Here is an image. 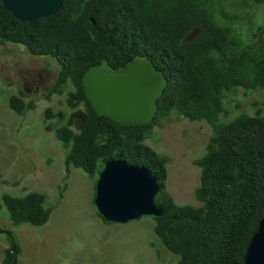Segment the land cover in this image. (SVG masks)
I'll use <instances>...</instances> for the list:
<instances>
[{
    "label": "trees",
    "instance_id": "16d2710c",
    "mask_svg": "<svg viewBox=\"0 0 264 264\" xmlns=\"http://www.w3.org/2000/svg\"><path fill=\"white\" fill-rule=\"evenodd\" d=\"M263 4L64 0L54 15L30 22L15 17L0 0V44H22L33 55L51 56L60 65L46 99L73 86L66 99L72 109L67 117L51 107L45 110L47 120L66 118L64 124L47 126L67 149L66 177L71 167L99 174L115 158L148 167L158 178L155 200L164 209L161 216H152L154 231L163 246L179 256L177 264H244L246 248L264 217V107L254 115L240 112L222 121L228 92L264 88V25L256 19ZM136 59L153 63L168 84L150 123L122 125L94 109L82 77L93 65L119 70ZM24 97L21 91L8 99L19 115L36 108L33 99ZM169 115L206 120L214 127L206 152L196 159L201 168L196 189L200 206L178 204L167 193L171 157L146 143ZM2 200L14 225L43 226L53 210L48 195L36 190L23 196L5 193ZM0 233L7 234L9 243L4 264H16L22 250L18 235L1 228Z\"/></svg>",
    "mask_w": 264,
    "mask_h": 264
},
{
    "label": "rangeland",
    "instance_id": "374dc122",
    "mask_svg": "<svg viewBox=\"0 0 264 264\" xmlns=\"http://www.w3.org/2000/svg\"><path fill=\"white\" fill-rule=\"evenodd\" d=\"M256 19L264 25V4L258 7ZM59 69L51 56L33 55L18 43L0 44V228L14 231L20 239L22 250L16 264H177L179 256L167 250L155 234L152 216L114 223L98 214L94 199L99 174L71 167L66 177L67 149L55 131L47 128L64 124L66 118H45L48 107L64 112L65 117L72 112L66 101L71 84L63 93L45 97ZM21 91L27 101L36 102V108L25 115L8 105L9 97ZM226 104L222 121L240 112L254 115L264 107V88L247 91L240 87L228 92ZM213 134L214 127L206 120L169 115L147 138L146 143L158 153L171 157L166 191L176 203L202 205L196 197L201 181L196 159L206 152ZM31 190L48 195L51 217L39 227L14 225L2 196H23ZM8 246L7 234L0 233V264H4Z\"/></svg>",
    "mask_w": 264,
    "mask_h": 264
},
{
    "label": "water",
    "instance_id": "95a60500",
    "mask_svg": "<svg viewBox=\"0 0 264 264\" xmlns=\"http://www.w3.org/2000/svg\"><path fill=\"white\" fill-rule=\"evenodd\" d=\"M64 0H3L4 7L22 21L52 16ZM168 78L146 59H136L113 70L89 67L82 77L85 94L99 113L122 125L150 123L158 110ZM160 191L157 176L143 165L122 158L111 159L99 173L95 205L108 221L127 223L142 216L159 217L164 209L156 203ZM244 264H264V217L246 248Z\"/></svg>",
    "mask_w": 264,
    "mask_h": 264
}]
</instances>
